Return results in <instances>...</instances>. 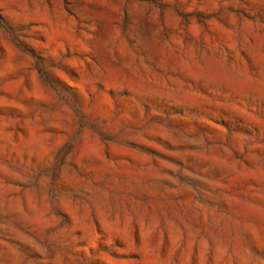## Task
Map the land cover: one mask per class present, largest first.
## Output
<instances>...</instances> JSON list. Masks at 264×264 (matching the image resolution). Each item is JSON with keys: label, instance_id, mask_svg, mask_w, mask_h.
I'll use <instances>...</instances> for the list:
<instances>
[{"label": "rangeland", "instance_id": "374dc122", "mask_svg": "<svg viewBox=\"0 0 264 264\" xmlns=\"http://www.w3.org/2000/svg\"><path fill=\"white\" fill-rule=\"evenodd\" d=\"M0 264H264V0H0Z\"/></svg>", "mask_w": 264, "mask_h": 264}]
</instances>
